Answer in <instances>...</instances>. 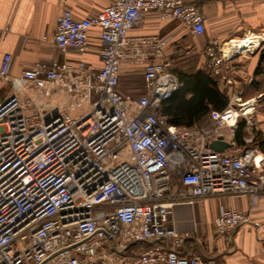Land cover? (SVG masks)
<instances>
[{
  "label": "built area",
  "instance_id": "obj_1",
  "mask_svg": "<svg viewBox=\"0 0 264 264\" xmlns=\"http://www.w3.org/2000/svg\"><path fill=\"white\" fill-rule=\"evenodd\" d=\"M150 12L180 22L194 36L205 33L201 11L185 0H111L81 19L70 8L62 11L53 44L64 56L76 53V62L41 61L14 77L12 57L5 55L0 264H206L181 254L189 234L169 225L174 206L221 195L247 196L258 205L264 192L258 149L210 148L240 121L258 129L255 105L244 100L245 88L236 81L234 57L217 40L205 50L228 108L194 128L170 125L159 111L180 88L169 72L170 39L129 34ZM93 28L100 29L99 64L85 60L93 51ZM126 68L142 69L140 96L120 91ZM175 176L183 190L167 201ZM249 221L247 213L230 208L214 226L218 235L231 236ZM144 243L152 245L132 250Z\"/></svg>",
  "mask_w": 264,
  "mask_h": 264
},
{
  "label": "crops",
  "instance_id": "obj_2",
  "mask_svg": "<svg viewBox=\"0 0 264 264\" xmlns=\"http://www.w3.org/2000/svg\"><path fill=\"white\" fill-rule=\"evenodd\" d=\"M185 1L201 11L205 23L204 35L194 36L180 22L164 21L155 12L146 14L140 25L130 30L129 34L157 35L170 39L166 48L172 61L169 72L177 78L180 87L181 76H195L209 69L205 50L211 40H217L221 50L234 57L236 81L242 88L246 90L254 81L264 87V77L255 76L264 48V0ZM110 4L111 0H0V67L5 55L12 57L11 76L14 77L41 61L56 59L64 62L68 59L76 62L79 59L76 53L70 52L64 56L53 44L62 11L70 8L75 17L81 19L98 14ZM99 36L100 29L93 28V51L85 58L87 62L99 64L97 50L102 46ZM243 41H247L249 48L243 45ZM142 72L141 68L124 69L120 91L140 96L144 85ZM137 75L141 78L140 83L134 81ZM6 93L7 90L0 93V100L4 99ZM244 100L253 101V120L258 125L255 131L245 128L246 139L254 138L256 132L264 137V93ZM237 126L223 130L230 149H240L235 142ZM259 155L261 159L264 158V153L258 149L255 156ZM260 160L256 159L257 162ZM257 181L263 182V178ZM182 190L180 178L175 176L166 195L167 201H176L177 194ZM230 208L247 213L250 221L238 227L231 236H220L216 233L214 221ZM258 224H264V192L255 207L247 196L229 195L210 196L193 204L179 203L174 206L169 221V225L181 234H189L180 249L181 254L200 256L206 264H264V230ZM155 244L168 245L165 241ZM150 245L137 244L132 250L141 251Z\"/></svg>",
  "mask_w": 264,
  "mask_h": 264
},
{
  "label": "trees",
  "instance_id": "obj_3",
  "mask_svg": "<svg viewBox=\"0 0 264 264\" xmlns=\"http://www.w3.org/2000/svg\"><path fill=\"white\" fill-rule=\"evenodd\" d=\"M256 77H264V48L260 63L255 73ZM182 87L164 99L159 106L160 113L168 123L179 128H194L206 124L212 112H222L228 108V100L218 89L217 79L209 69L200 71L195 76H181ZM264 93L261 83L254 81L243 94L245 99ZM246 122L240 121L236 134V145L242 149L257 148L264 153V137L256 132L251 143L246 142ZM134 247V246H133Z\"/></svg>",
  "mask_w": 264,
  "mask_h": 264
},
{
  "label": "water",
  "instance_id": "obj_4",
  "mask_svg": "<svg viewBox=\"0 0 264 264\" xmlns=\"http://www.w3.org/2000/svg\"><path fill=\"white\" fill-rule=\"evenodd\" d=\"M230 147V144L225 141L223 137H219L217 140L210 144V148L214 151L223 152Z\"/></svg>",
  "mask_w": 264,
  "mask_h": 264
},
{
  "label": "bare ground",
  "instance_id": "obj_5",
  "mask_svg": "<svg viewBox=\"0 0 264 264\" xmlns=\"http://www.w3.org/2000/svg\"><path fill=\"white\" fill-rule=\"evenodd\" d=\"M256 41H258V40H256ZM256 41H255V42H256ZM243 42H244V41H243ZM255 42H254V43H255ZM243 45L246 46V47L249 46L248 43H247V41L244 42ZM244 46H243V47H244ZM244 48H245V47H244ZM248 48H249V47H248ZM256 159H257V160H260V159H261V156H260V155H259V156H256L255 161H256ZM262 160H263V158H262L259 162L256 161V163H260Z\"/></svg>",
  "mask_w": 264,
  "mask_h": 264
},
{
  "label": "rangeland",
  "instance_id": "obj_6",
  "mask_svg": "<svg viewBox=\"0 0 264 264\" xmlns=\"http://www.w3.org/2000/svg\"><path fill=\"white\" fill-rule=\"evenodd\" d=\"M138 76V75H137ZM141 78H140V76H138V77H136V80H134L135 81V83H140V80ZM256 97V96H255ZM252 98H254V97H252ZM263 104H264V102H263Z\"/></svg>",
  "mask_w": 264,
  "mask_h": 264
}]
</instances>
